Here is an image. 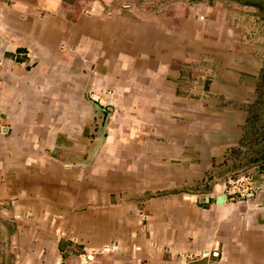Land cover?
<instances>
[{"label": "crops", "instance_id": "1", "mask_svg": "<svg viewBox=\"0 0 264 264\" xmlns=\"http://www.w3.org/2000/svg\"><path fill=\"white\" fill-rule=\"evenodd\" d=\"M263 167L264 0H0V264H264Z\"/></svg>", "mask_w": 264, "mask_h": 264}, {"label": "built area", "instance_id": "2", "mask_svg": "<svg viewBox=\"0 0 264 264\" xmlns=\"http://www.w3.org/2000/svg\"><path fill=\"white\" fill-rule=\"evenodd\" d=\"M264 190L260 187L252 171L238 173L228 180L227 192L232 197L239 200H252L257 197L258 193Z\"/></svg>", "mask_w": 264, "mask_h": 264}, {"label": "water", "instance_id": "3", "mask_svg": "<svg viewBox=\"0 0 264 264\" xmlns=\"http://www.w3.org/2000/svg\"><path fill=\"white\" fill-rule=\"evenodd\" d=\"M102 108V107H101ZM106 114L105 116V120H104V124L102 126V134H101V139L97 142L96 144V148H95V152L98 151L100 145L102 144V142L104 141L105 139V134L107 132V125H108V117L110 116L111 114V108H102ZM93 152V154L95 153ZM264 170V167L262 168ZM208 198V197H207ZM202 200H205L204 198ZM224 197L223 196H220L219 199H218V202H224Z\"/></svg>", "mask_w": 264, "mask_h": 264}, {"label": "rangeland", "instance_id": "4", "mask_svg": "<svg viewBox=\"0 0 264 264\" xmlns=\"http://www.w3.org/2000/svg\"><path fill=\"white\" fill-rule=\"evenodd\" d=\"M103 143V142H102ZM102 145V144H101ZM101 145H100V147H101ZM100 147H99V149H100Z\"/></svg>", "mask_w": 264, "mask_h": 264}]
</instances>
